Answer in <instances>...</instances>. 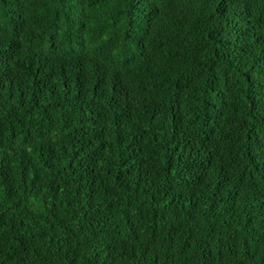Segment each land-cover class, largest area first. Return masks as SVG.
<instances>
[{
	"label": "trees",
	"instance_id": "1",
	"mask_svg": "<svg viewBox=\"0 0 264 264\" xmlns=\"http://www.w3.org/2000/svg\"><path fill=\"white\" fill-rule=\"evenodd\" d=\"M0 264H264V0H0Z\"/></svg>",
	"mask_w": 264,
	"mask_h": 264
}]
</instances>
